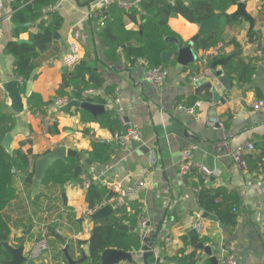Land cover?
<instances>
[{
    "label": "crops",
    "instance_id": "0c3cea01",
    "mask_svg": "<svg viewBox=\"0 0 264 264\" xmlns=\"http://www.w3.org/2000/svg\"><path fill=\"white\" fill-rule=\"evenodd\" d=\"M97 1L63 0L61 9L56 8L62 19L61 26L56 31L61 40L50 43L45 60L37 68L29 94L34 93L41 100L43 117L28 110L29 96L24 97L25 85L23 90V84L19 85L25 103V112L22 114L9 111V99L0 87L2 111L13 114L15 120L12 128L4 135L9 134L11 137L9 154L16 150L29 152L32 167L36 159L58 146L82 154L91 151V137L108 143L112 151L111 160L106 164L92 162L91 167L82 163L83 172L79 178L92 175L93 181L97 179L98 184L107 189L109 184H119L123 190L144 179L145 185L136 195L128 197L123 193L112 201L108 200V205L114 210L120 205L128 206L136 201L142 207L143 215L150 223L147 237L150 233H157L154 247L160 248L151 264H156L157 257L162 259L164 256L174 258L180 264L179 258L186 248L187 252L198 253L196 264H211L205 253L191 247L187 235L193 231L197 216L204 213L199 208L192 185L196 183L198 168L206 167L213 177L212 184L206 185L207 187L220 195L237 197L233 210L235 226L222 223L221 220L214 222L201 219L204 228L202 238L208 244L206 247L211 249V256L220 264L221 251L225 245L229 247L228 251L234 259L237 253V264H264V174L241 169L230 157V152L252 144L253 150L244 149L241 156H245L249 164L251 160L248 161L246 155L256 157L260 151V165L264 168V109L256 110L252 107L258 99H264V61L261 60L264 56V30L260 12L264 0L245 2L246 13L255 21L253 30H262L260 51L259 36L255 44H250L248 23L241 18H231L233 23L218 24L222 41L217 46V52L219 58L228 60L224 66H217L216 70H223V74L231 80L230 90L210 81L219 95L218 103L197 98L194 95L195 87L189 81V74L200 70L202 59L207 61L210 68L213 62L211 58L215 56L214 48L195 50L196 62L182 71L175 67V55L171 49L168 50L173 56L167 66V77L160 85L145 79L148 69L143 63L139 62L133 68H128L121 51L117 64H104L105 48L99 33L106 13L100 8L95 16L86 21L83 19ZM137 2L139 0H116L117 5L126 7L125 10L134 8ZM236 9L237 6L229 8L227 14H233ZM9 15V7L4 2L0 6V84L16 79L13 75L14 59L4 53L5 46L12 41H29L37 32L35 28H29L27 32L16 36ZM122 21L125 30L135 35L127 46H137L141 31L140 19L137 17L136 21H132L125 15ZM167 25L183 43L190 41L198 32L195 24L180 16L169 19ZM234 43L240 48L242 61L253 63V75L246 83L239 82L237 74L232 70H226L229 64H234L233 59L237 54ZM71 45L77 47L80 60L86 62L85 66L92 72H99L104 79L103 88L95 92L94 97L97 98L92 103L103 105L106 112L114 111L120 122L121 119L127 121L139 132L141 140L131 143L128 154L120 151L110 131L93 121L88 113L72 110L62 114L52 107L66 69L63 59ZM107 89L112 94L107 95ZM97 99L105 103L100 104ZM187 109H193V114H187ZM211 117L218 118L221 126L210 128L208 120ZM53 119L58 123V132L49 135L47 129ZM84 131H89V135H85ZM220 143H225L226 148H218ZM185 148H192V168L188 173L190 185L187 186L179 182L178 175L179 155ZM151 150L154 152L153 156L150 154ZM100 167L105 170H100ZM94 171L98 172V178L93 174ZM80 186L76 183L66 186L63 190L65 201L62 198L50 200L54 191H48L45 199L33 204L31 184L27 185L18 176L15 196L2 212L11 231L6 243L17 248L24 242V255L28 256L38 240V231H44L47 250L39 259H35L37 261L29 264H64L66 255L75 261L86 259L87 242L93 223L86 215L89 205L85 202L86 192ZM61 208L68 213L61 214ZM30 226L31 230H28ZM159 226L160 229L156 230ZM140 234L142 235L141 231ZM166 238L170 239L169 243L164 242ZM132 257L134 264H143L140 249L132 253ZM149 259L151 258H147L148 264ZM9 260L10 256L7 255L5 261ZM159 264L174 263L161 261Z\"/></svg>",
    "mask_w": 264,
    "mask_h": 264
},
{
    "label": "trees",
    "instance_id": "16d2710c",
    "mask_svg": "<svg viewBox=\"0 0 264 264\" xmlns=\"http://www.w3.org/2000/svg\"><path fill=\"white\" fill-rule=\"evenodd\" d=\"M239 1L240 0H139L137 6L128 10L114 3L104 9L106 16L99 33V37L105 48L104 64H117L121 51L128 68H133L140 62L143 63L148 70L157 67L167 69L169 62L162 59V54L168 52L170 49L174 53L175 49L172 45L166 44L165 38L175 37L180 39L170 30L167 24L169 19L179 16L195 25L217 16L218 23L216 22L217 24L213 26L210 32H206L199 37L195 44V50L206 51L211 48H217L222 41L218 27L221 22L233 23L227 11L229 8L237 6ZM56 2L57 0H9L7 2V6L10 10V22L12 25H17V28L14 30L16 36L27 32L29 28H35L37 31L30 37V44L12 41L4 48V53L10 55L14 59L13 75L16 79L22 81L23 85L21 90H23L31 72L37 69L45 60L46 51L50 49V44L37 47L35 43L43 37V31L45 29L54 33L58 31L61 26L62 19L58 15L57 9L53 10L56 8ZM260 12L263 16L262 29L264 30V6L260 7ZM190 13L192 14L191 20L188 19ZM125 15L132 21H136L137 17L141 21V35L137 40V46H127L135 35L125 30L122 21ZM49 17L52 19L51 22L48 21ZM257 40V32L254 30L249 32V43L255 44ZM234 45L237 51L233 59L234 64H229L226 70L227 72L232 70L233 73L237 74L239 82L246 83L253 75V63L251 61L244 63L240 56L239 46L236 43H234ZM219 57V55L213 56L211 60L214 62L218 59H223ZM78 64L85 66L86 62L81 59ZM103 85L104 79L99 72L87 74L81 69H65L57 90L58 97H56V99L64 98L68 102L73 99H82L83 101L81 102L92 103L96 101L94 98H97L94 97V94H96L95 92L100 91ZM91 91L93 94L89 95L88 92ZM74 93L80 96L75 97L73 95ZM110 94H112L111 90L107 89V95ZM258 100L264 101V99ZM97 101L100 104L105 103V101L101 99H97ZM53 103L54 102H52V107L54 108ZM42 107L43 104L39 97L32 93L28 98V110L36 116L43 117L44 114L42 115V113L44 112L40 110ZM93 119V121L107 128L112 136L116 134L121 135L125 131V127L115 115L114 111H105L103 115ZM14 123V115L3 112L0 105V261H5L8 255L4 250L3 244L8 241L11 232L9 225L3 218L2 212L15 196L16 178L20 176L22 181L27 185L31 184L33 179L34 163L31 167V162L29 161L30 153L16 150L9 154L2 146L5 133L12 128ZM57 126V122L51 123V125L48 126L47 133L49 135L57 134ZM84 134L89 135V131H84ZM92 138L93 137H91L90 143L92 148L91 151L82 153L83 155L81 153L79 154L84 156V158L87 157V159L95 164L108 163L112 155L111 146L106 142L97 141ZM241 157L245 164V170L257 174H264V168L260 165V151L256 157L250 154L246 155L247 160H251L249 164H247L245 156ZM78 166H81V163L72 157H68L65 162L57 161L54 163L47 170L42 180L41 192H38L32 199L33 204H38L42 199H45L48 191H54L49 197L50 200L52 198L59 199L61 198L63 190L69 184L76 183L81 185L82 179L79 177L82 173L76 179H73L74 171ZM196 174V183L192 185V188L196 190L199 208L204 213L215 217L217 221L221 220L222 223L235 226L233 210L237 197L227 194L220 195V193L213 191L211 187H207L206 180L198 173ZM86 178L92 183L95 182L92 180V175H88ZM184 183L185 186L190 185L188 182V174L184 177ZM116 197L117 194L115 192L98 184L88 204L89 209L92 210L108 205V200ZM141 217H144L142 207L134 201L128 206H118L103 220H92L93 227L87 242L88 257L84 259L81 264H99L100 255L105 250H119L125 253H135L138 251L142 245L141 230L138 226ZM120 226H127L128 228H132L133 231L120 230ZM159 229L160 226L156 230ZM41 235L40 231H38V240L35 241V244L41 239ZM199 242L203 246L208 245L206 240L202 237H199ZM162 244L165 245L166 243ZM224 248L227 251L229 250L228 246L224 245L223 249ZM158 249L160 250V248ZM197 254L196 251L187 252V248L183 249L179 258V263L196 264ZM66 257L67 255L65 256L66 263L64 262V264H67ZM150 258L149 264L154 262L153 256ZM133 262L134 261L128 264H134Z\"/></svg>",
    "mask_w": 264,
    "mask_h": 264
},
{
    "label": "water",
    "instance_id": "95a60500",
    "mask_svg": "<svg viewBox=\"0 0 264 264\" xmlns=\"http://www.w3.org/2000/svg\"><path fill=\"white\" fill-rule=\"evenodd\" d=\"M63 0H57L56 2V8L61 9V4ZM247 0H240L237 4L236 11L231 14V18H241L244 22L248 23V31L251 32L254 28L255 21L253 17L246 13L245 11V2ZM104 12V10H102ZM189 20L192 19V14H189L188 17ZM48 21L51 22V17L48 18ZM217 22V16L210 18L200 24H197L198 32L195 37H193L190 41L187 43H183L180 39L175 37H168L165 38V42L167 45H172L175 49L174 55H175V67L182 71L183 68L190 66L194 64L197 60V55L195 52V44L199 37L204 35L206 32H210L213 28V26ZM12 28H17V25H13ZM257 34L259 36L258 41V51H260L261 46V39H262V30H258ZM141 35V31L139 34V37ZM138 37V38H139ZM61 36L54 32L45 29L43 31V37L38 40L35 45L37 47H42L44 45L50 44L51 42L60 41ZM18 43H27L30 44V41L26 40H18ZM172 53L165 52L162 54V59L169 62L172 58ZM228 58L218 59L210 65V68L213 70V74L216 77V82L223 87L225 90H230L231 88V80L230 78L223 74V70L219 69L216 70L217 66H224L227 62ZM261 60L264 61V56L261 57ZM264 65V64H263ZM81 69L85 71L87 74H91L92 70L81 66L79 64L74 66V70ZM37 75V69H34L30 76L28 77L26 84H25V93L24 97H28L30 94L31 86L33 83L34 78ZM195 87L194 95L199 99H210L214 103H218L219 95L216 91V88L213 87L210 84V81H208L206 78L199 79L197 82L193 84ZM1 89L3 90L6 98L9 99V111L14 114H22L25 112V103L24 98L20 93L19 90V83L17 79H13L10 81L2 82L0 84ZM206 92V93H205ZM75 97H79L80 95L77 93L73 94ZM72 110H81L83 112L88 113L93 118H97L101 115H103L106 111L105 107L103 105H97L90 102H81L78 100H71L66 105L60 107L59 112L62 114H67L68 112H71ZM10 142L11 137L9 134H7L3 140H2V146L6 150V152L9 153L10 151ZM68 157L75 158L78 160L81 164L83 163L86 166L91 167L92 161L89 159L84 158L81 154H79L77 151L68 149L63 146H58L53 148L52 150L48 151L34 162L33 166V179L31 181V195L34 198L41 187L42 180L45 177V174L47 170L57 161L65 162ZM100 170L104 171L105 169L103 167H100ZM83 172L82 166H78L73 174V179H76L81 173ZM96 178L99 177L98 172L94 171L93 173ZM213 182V177L210 176L207 181V186H210ZM98 186V182H93L88 191L85 195V202L89 204L96 188ZM61 198L63 201H65V194L62 193ZM112 212V209L110 205H105L103 208L96 211L93 215H91L89 218L91 220H103L107 218ZM202 218L208 219L210 221L217 222V219L211 215H208L206 213L201 214ZM150 228V223L147 224L146 228L141 231L142 232V246L140 248V253L142 255V262L143 264L147 263V258L151 256H156L157 253H159L158 247H154L155 242L157 240V234H149L147 237V232ZM120 230L123 231H133L132 228H128L127 226H120ZM28 230H31V226ZM29 234L26 233V236ZM189 236V243L191 247L194 248V250L202 251L205 253L210 260L211 264H218L217 260L211 256V249L209 247L203 246L199 242V238L197 235H195L194 231H190L188 234ZM5 252L10 256L9 261H0V264H29L30 262H35L33 258L30 257V255H24V242H22L17 248L10 247L7 243L3 244ZM65 252V251H64ZM67 264H81L84 260H71L69 257H66ZM160 260L163 262H169L177 264V261L174 258L164 256L162 259L160 257L156 258V264H159ZM133 261L132 253H125L123 251L119 250H105L100 255V263L99 264H119L120 262H126L131 263Z\"/></svg>",
    "mask_w": 264,
    "mask_h": 264
},
{
    "label": "built area",
    "instance_id": "2783aa9c",
    "mask_svg": "<svg viewBox=\"0 0 264 264\" xmlns=\"http://www.w3.org/2000/svg\"><path fill=\"white\" fill-rule=\"evenodd\" d=\"M9 0H0V6L2 3L4 2H8ZM116 3V0H98L92 7H90L89 12L84 15V20L86 21L87 19H89L91 16H95L98 12L100 8H107L108 6L112 5ZM138 3V2H137ZM136 3V4H137ZM121 8L126 9L125 6H120ZM56 8H54L53 10H55ZM10 16V15H9ZM82 22V20H81ZM214 54L215 56L218 55L217 52V48H214ZM80 60V57L78 55V49L75 45H71V48L69 49L68 53L65 55L64 59H63V63L66 69H71L74 68L75 65L78 64ZM189 77V81L191 84H194L195 82H197L199 79L202 78H206L208 81L211 82H216V77L213 74V70L211 68H209L208 63L205 59L201 60V68L200 70L196 73V72H191ZM167 77V69L163 68V67H157V68H153L151 70H148L145 76V79L153 84H157L160 85L162 84L165 79ZM19 85L22 84V81L20 79H17ZM88 94H93V92H88ZM116 103H118V100L115 99L114 100ZM68 103V101L64 98H60V99H55L53 105H54V109H60V107L66 105ZM252 107L254 109H264V101L263 100H257L256 102H254L252 104ZM185 112L189 115L193 114V109H187L185 110ZM56 120L53 119L51 121V123H55ZM121 123L122 125L125 127V131L123 134H116L113 137L114 141L118 144L119 149L122 153L128 154L130 151V145L132 142H138L141 140L140 138V134L139 132L133 128V126L129 123H127V121H123L121 119ZM208 126L212 129L218 128L219 126H221V122L219 121L218 118L216 117H211L208 120ZM218 148H222L225 147L226 148V144L225 143H220L217 145ZM246 149L248 151L253 150V145L252 144H246L245 147H241L238 148L236 151L234 152H230V157L232 158V160L236 163V165L241 168V169H245V164L242 160L241 157V153L243 152V150ZM150 154L153 156L154 152L151 150ZM191 158H192V148H185L180 152L179 155V163H178V175H179V182L185 186L184 183V177L188 174V172L191 170L192 168V164H191ZM197 173L206 180V182L208 181L209 177L212 175V172L209 171L206 167H199L197 170ZM94 181H97L94 180ZM92 184V182H90L86 177H82V184L80 186V188L87 192L90 185ZM145 182L144 179L139 181L137 184L131 185L126 187L124 190L122 189V187L119 184H109L108 185V189L112 190L113 192H115L117 194V196H121L123 195H127L128 197H133L134 195H136L139 190L144 187ZM196 191V190H194ZM114 199V198H113ZM111 199V201L113 200ZM105 206V205H104ZM104 206L98 207L96 209H92V210H88L86 212L87 216H91L93 215L96 211H98L99 209L103 208ZM263 210H264V205H263ZM61 214L66 215L68 213V211L64 208L60 209ZM201 215L199 214L197 216V220L195 221V223L193 224V231L195 232V235L199 237H202L203 234V222H201ZM149 223V221L147 220L146 217H141L139 219V228L141 231H143L147 224ZM41 239L35 244V246L33 247V249L30 252V257L35 259H39L42 255V253L47 250V246L45 243V236H46V232L42 231L41 232ZM166 243L170 242L169 238L165 239ZM162 260H160L161 262ZM159 262V263H160ZM220 264H237L233 255L227 251L226 249H222L221 251V258H220Z\"/></svg>",
    "mask_w": 264,
    "mask_h": 264
},
{
    "label": "rangeland",
    "instance_id": "374dc122",
    "mask_svg": "<svg viewBox=\"0 0 264 264\" xmlns=\"http://www.w3.org/2000/svg\"><path fill=\"white\" fill-rule=\"evenodd\" d=\"M235 256V260H237V253L234 255ZM237 262V261H236Z\"/></svg>",
    "mask_w": 264,
    "mask_h": 264
}]
</instances>
